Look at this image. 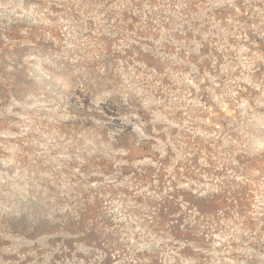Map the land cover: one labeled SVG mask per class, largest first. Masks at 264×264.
<instances>
[{
  "label": "rangeland",
  "instance_id": "374dc122",
  "mask_svg": "<svg viewBox=\"0 0 264 264\" xmlns=\"http://www.w3.org/2000/svg\"><path fill=\"white\" fill-rule=\"evenodd\" d=\"M0 264H264V0H0Z\"/></svg>",
  "mask_w": 264,
  "mask_h": 264
}]
</instances>
